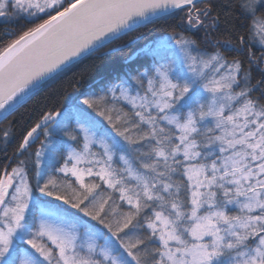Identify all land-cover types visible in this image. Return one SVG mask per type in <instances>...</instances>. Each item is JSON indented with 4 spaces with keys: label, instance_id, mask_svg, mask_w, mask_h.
Segmentation results:
<instances>
[{
    "label": "snow or ice",
    "instance_id": "obj_1",
    "mask_svg": "<svg viewBox=\"0 0 264 264\" xmlns=\"http://www.w3.org/2000/svg\"><path fill=\"white\" fill-rule=\"evenodd\" d=\"M179 12L186 31L211 37L223 23L226 38L205 52L174 32L149 49L157 66L133 84L85 95L116 135H98L84 108L74 126L65 115L78 147L46 179L35 169L47 142L31 179L24 160L0 169V264H264V0H0V18L33 24L0 49V119L83 58ZM176 48L181 59L169 62ZM61 116L42 115L17 152ZM32 179L96 224L76 213L69 222L60 205L37 215Z\"/></svg>",
    "mask_w": 264,
    "mask_h": 264
},
{
    "label": "trees",
    "instance_id": "obj_2",
    "mask_svg": "<svg viewBox=\"0 0 264 264\" xmlns=\"http://www.w3.org/2000/svg\"><path fill=\"white\" fill-rule=\"evenodd\" d=\"M213 2H222L227 5L229 0H213ZM183 15V12H179L178 16L156 18L152 22L140 26L137 31L101 49L96 54L83 58L79 63L72 65L70 70L44 82L15 111L8 115L7 119L0 121V169L9 168L10 170L20 160H24L31 179L35 174L34 152L40 150L41 144L47 142L49 152L42 158L40 167L35 169L46 179L47 175L52 173L53 166H60L61 155L66 156L67 148L69 146L78 147L75 142L68 140L67 136L64 135L65 125L68 123L64 121V116L70 114L71 123L74 126L75 117L81 108L86 109L89 118L97 122L99 134L107 129L115 136V132L103 117L82 105L81 101L85 95L100 96L110 87L122 81H126L129 85L133 84L134 82L130 79L132 76L139 72L151 70L156 66L155 61L159 58L153 57L149 49L153 48L159 39L173 35L174 32H182L185 36L195 38L200 43L201 50L205 52L213 50L215 39L226 38L223 23L211 37H207L203 29L198 32L194 29L186 31L179 22V17ZM248 23L249 21H244L245 26ZM31 26L33 24L25 19L0 20V49H3L11 40L16 39L18 35ZM253 75L257 79L260 78V70L255 66L253 67ZM255 94L259 96L260 93ZM124 106L129 107L126 104ZM53 110L62 113L58 119L64 123L59 126L51 125L48 129L47 138L43 132H39L38 138L32 142L28 152L25 155H20L17 148L23 135L41 119L42 115ZM6 128L10 130L7 141L2 136V131ZM32 183L34 185V197L38 199V207L34 209L37 215H39L40 206L50 207L54 210L56 205H60L63 209L68 210L65 214L67 218H70L68 213H76L82 219L91 221L90 218L83 217L82 213L71 209L69 205H64L62 201L44 196L35 188V179H32ZM48 201H51V204H46ZM91 222L96 224L95 221ZM96 227L102 228L100 225H96ZM104 232L106 233V230ZM21 247L26 246L22 244Z\"/></svg>",
    "mask_w": 264,
    "mask_h": 264
},
{
    "label": "rangeland",
    "instance_id": "obj_3",
    "mask_svg": "<svg viewBox=\"0 0 264 264\" xmlns=\"http://www.w3.org/2000/svg\"><path fill=\"white\" fill-rule=\"evenodd\" d=\"M0 20H2V21H7V20H5V19H3V18H0ZM10 20H15V19H8V21H10ZM172 35H168V36H166V37H164V38H161V39H159V41L157 42V43H155V45L156 44H158V43H160V42H163V41H169V39H170V37H171ZM173 47H175L174 45H173ZM169 55V62H171V61H179L180 59H181V53L179 52V49L178 48H176L175 49V52L174 53H169L168 54ZM157 66V65H156ZM156 66H154V67H156ZM153 67V68H154ZM148 71H150V70H148ZM113 87V86H112ZM111 88V87H110ZM106 92H107V90H106ZM106 92H104L103 94H105ZM102 94V95H103ZM79 118V115L77 114L76 115V117H75V120L76 119H78ZM95 130V129H94ZM97 134L98 135H101V134H99L98 132H97ZM70 147H73V146H69L68 148H67V151H68V149L70 148ZM94 150H99V146L98 145H96V146H94ZM118 163H122V162H118ZM67 218V217H66ZM68 220H69V222H71V218H67ZM83 221H88L89 222V226H91L92 225V222L91 221H89V220H87V219H82ZM104 241L103 240H101V243H103ZM26 246V245H25Z\"/></svg>",
    "mask_w": 264,
    "mask_h": 264
},
{
    "label": "water",
    "instance_id": "obj_4",
    "mask_svg": "<svg viewBox=\"0 0 264 264\" xmlns=\"http://www.w3.org/2000/svg\"><path fill=\"white\" fill-rule=\"evenodd\" d=\"M156 18H158V17H153L152 20H154V19H156ZM49 80H50V79H49ZM35 90H36V89H34V90L32 91V93H33ZM32 93H30L29 96H30ZM29 96H28V97H29ZM28 97H26V98H28ZM26 98H25V99H26ZM1 120H2V119H0V121H1Z\"/></svg>",
    "mask_w": 264,
    "mask_h": 264
}]
</instances>
